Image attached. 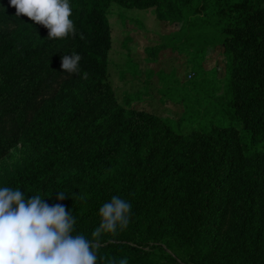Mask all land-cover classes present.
I'll list each match as a JSON object with an SVG mask.
<instances>
[{"label":"trees","instance_id":"trees-1","mask_svg":"<svg viewBox=\"0 0 264 264\" xmlns=\"http://www.w3.org/2000/svg\"><path fill=\"white\" fill-rule=\"evenodd\" d=\"M69 3L76 35L60 40L0 0V127L9 123L0 152L18 140L27 150L4 167L0 187L62 203L74 234L89 239L104 203L130 202L127 229L102 234L97 264H264V0ZM113 5L184 14L193 59L216 54L229 97L207 127L179 125L172 136L152 109L117 113L108 80ZM73 52L82 60L69 77L61 58Z\"/></svg>","mask_w":264,"mask_h":264},{"label":"rangeland","instance_id":"rangeland-1","mask_svg":"<svg viewBox=\"0 0 264 264\" xmlns=\"http://www.w3.org/2000/svg\"><path fill=\"white\" fill-rule=\"evenodd\" d=\"M111 9L108 80L117 113L152 109L172 136L179 125L183 130L199 123L207 127L206 121L228 101L229 75L215 68L216 54L193 59L189 34L183 33L187 26L184 14L171 20L159 17L157 7L113 5ZM57 89L56 84L51 92ZM47 94L38 99V109L50 102ZM8 125L3 121L0 131L6 132ZM26 151L20 140L5 146L0 152V176L4 167L18 162Z\"/></svg>","mask_w":264,"mask_h":264},{"label":"clouds","instance_id":"clouds-1","mask_svg":"<svg viewBox=\"0 0 264 264\" xmlns=\"http://www.w3.org/2000/svg\"><path fill=\"white\" fill-rule=\"evenodd\" d=\"M10 6L15 8L16 16H25L47 29L48 39L76 35L69 0H10ZM81 60L75 52L64 55L61 69L69 77L79 75ZM83 78L87 79L88 74L84 73ZM56 198L62 201L66 194L60 191ZM131 213L130 202L113 196L100 207V223L89 239L74 234L76 218L62 203L49 204L40 195L26 199L20 189L0 187V264H97L102 234L116 236L127 229ZM109 264L129 261L123 257Z\"/></svg>","mask_w":264,"mask_h":264}]
</instances>
